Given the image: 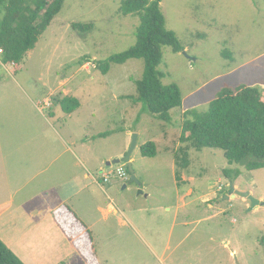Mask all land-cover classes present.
I'll return each mask as SVG.
<instances>
[{
	"label": "rangeland",
	"instance_id": "obj_1",
	"mask_svg": "<svg viewBox=\"0 0 264 264\" xmlns=\"http://www.w3.org/2000/svg\"><path fill=\"white\" fill-rule=\"evenodd\" d=\"M124 1L66 0L36 48L18 67L0 65V135H16L15 129L23 125H43L54 111L58 118L65 117L61 121L52 117L60 128L58 123L69 117L55 99L69 96L80 100L82 111L76 123L68 122L67 129L78 134L86 126V133L112 134L107 140H98L99 156L130 139L123 131L139 136L132 156L140 184L129 182L125 163L109 167L114 159L87 172H91L87 183L94 177L101 180L92 186L90 200L85 196L81 201L79 212L93 225L101 264H264V206L253 208L252 201L241 196L225 198L232 197V186L237 185L263 204L264 169L250 171L243 165H230L222 150L198 151L180 142L188 112L205 114L210 103L229 87L264 88V0H162L166 27L176 33L185 49L181 53L169 47L162 50L159 70L165 74L163 83L178 85L183 97L182 106L170 111L171 122L155 118L142 103L121 98L138 96L143 60L112 65L107 75L96 69L100 62L137 42L140 18L120 14ZM74 23L93 24L94 30L80 34L73 29ZM149 142L157 145L155 158L141 154V147ZM4 151L7 155V147ZM185 153L186 169L175 158L178 154L182 159ZM120 166L127 171L123 178L115 174ZM101 171L110 176L109 183L104 182ZM76 172L83 175L82 164ZM180 173L186 181L178 188L176 174ZM41 180L13 196L24 181L12 178L9 188L0 182V204L30 201L25 193L40 186ZM211 184H217L214 194L209 190ZM191 188L195 195L177 212L184 203L180 197ZM47 193L55 195L51 189ZM107 203L120 213L105 215L98 210ZM67 264L86 261L77 253Z\"/></svg>",
	"mask_w": 264,
	"mask_h": 264
},
{
	"label": "trees",
	"instance_id": "obj_2",
	"mask_svg": "<svg viewBox=\"0 0 264 264\" xmlns=\"http://www.w3.org/2000/svg\"><path fill=\"white\" fill-rule=\"evenodd\" d=\"M66 0H0V51L3 64L19 66L33 51L53 20L61 12ZM162 0H125L120 14L140 18L136 31L137 42L128 50L100 62L96 69L107 75L112 65H124L136 59L145 63L143 78L137 82V97H127L142 103L155 118L171 122L170 111L181 107L183 97L176 84L165 85V74L159 70L163 62V48L174 53L185 49L176 33L166 27L161 10ZM80 34L94 30L93 24L74 23ZM85 60H88L85 58ZM89 62V61H86ZM67 115L81 107L77 98L66 96L55 99ZM107 134H102L105 137ZM180 142L201 151L219 149L230 165L238 164L248 170L264 169V88L241 85L224 89L211 103L205 114L188 112L182 125ZM146 158L157 156V145L149 142L141 147ZM179 167L189 165L187 153L176 154ZM182 160V161H181ZM238 177L240 172L236 173ZM180 175V176H179ZM229 176V171H225ZM179 188L183 186L181 173L176 175ZM59 228L73 239L87 264H101L95 251V238L88 225L69 206L62 205L53 212ZM0 264H25L0 239Z\"/></svg>",
	"mask_w": 264,
	"mask_h": 264
},
{
	"label": "crops",
	"instance_id": "obj_3",
	"mask_svg": "<svg viewBox=\"0 0 264 264\" xmlns=\"http://www.w3.org/2000/svg\"><path fill=\"white\" fill-rule=\"evenodd\" d=\"M121 98L127 97L122 95ZM81 109L80 107L72 114H66L69 120H65L63 124L58 123L60 128L53 123L52 117L54 116V120L57 119L58 121L65 117L63 115L58 118L54 111L51 113L50 119L45 117L46 122L43 120L45 122L43 125L36 124L35 127L23 125V127H19L18 131L14 127L17 132L16 135H4V137L0 135V182L7 183L9 188V181L12 178L24 181L23 185L18 187L11 196L25 191L32 182L43 179L40 186L30 190L29 193H25L27 197L30 195V201H22L18 205L13 202L7 203V201L0 204V239L25 264H49L47 263L49 259L52 260L50 264H67L69 259L76 256L77 253L84 258L77 250L73 239L69 238L59 228L53 218V212L62 205H69L93 232V225L89 224L84 216H81L79 207L85 196H87V200H90L92 186L99 184L101 179L94 177V183L89 184L86 181L91 179V174H89L91 172H87L93 169L99 170L105 160L121 159L128 152L133 134L131 130L123 131L130 137L124 145L122 144L121 147L111 151L102 152L99 156V151H97L98 140H107L112 137V134L101 137L105 133L91 134L92 131L86 133L84 130L86 126L79 128L82 131L78 134L67 129L68 122L75 120L76 123L78 121L75 118L79 117ZM95 114L93 111L92 116L95 117ZM42 136L45 139H41ZM5 147H7V155L4 151ZM8 149L12 150L9 151ZM12 157L16 159L13 160ZM131 162L134 167L136 163L134 156L131 157ZM80 164L85 169L83 175H78L76 172ZM51 170H54L53 173ZM58 180H65L66 183ZM182 181H186L185 177H182ZM216 186L217 184H211L209 189L212 191L211 193L214 194ZM37 188L38 190L32 194L31 191ZM48 189L54 190L55 195L50 197V194L47 193ZM234 189L246 192L238 189L237 185L234 186ZM194 191L191 188L180 197L184 203L177 212L188 206L186 199L193 197ZM250 193L252 192L250 191ZM98 210L105 215H118L120 213V209L108 203L98 207ZM92 211H94L93 208ZM167 211L170 212L171 209L168 207ZM176 219H178L177 216ZM233 253L235 252L233 251ZM84 260L86 261L85 258Z\"/></svg>",
	"mask_w": 264,
	"mask_h": 264
},
{
	"label": "water",
	"instance_id": "obj_4",
	"mask_svg": "<svg viewBox=\"0 0 264 264\" xmlns=\"http://www.w3.org/2000/svg\"><path fill=\"white\" fill-rule=\"evenodd\" d=\"M133 136V139H132V144L130 146V149L128 150L127 154L121 158V159H114L112 161V163H108L109 167H111L112 165L111 164H120V163H125L126 166H127V169H128V173L130 175V183H137V184H140L139 183V180L137 179V177L135 176V170H134V167H133V164L131 162V157H132V154L133 152L136 150V148L138 147V141H139V136L137 134H134L132 135ZM143 192L140 191V194H142ZM231 193L233 194L232 195V198H235L236 195H239L241 197H244V198H247V199H250L252 201V207H257L259 205H263L264 206V203L262 204L261 201H259L258 199H255L252 194L250 192H241V191H237L234 189V187L232 186V189H231ZM226 199H229L231 197L229 196H225Z\"/></svg>",
	"mask_w": 264,
	"mask_h": 264
},
{
	"label": "built area",
	"instance_id": "obj_5",
	"mask_svg": "<svg viewBox=\"0 0 264 264\" xmlns=\"http://www.w3.org/2000/svg\"><path fill=\"white\" fill-rule=\"evenodd\" d=\"M2 53V51H0V54ZM0 65H3L2 59L0 60ZM103 173V172H102ZM115 174H117V177L119 178H123L127 175V171L125 169V166H120L117 171L115 172ZM114 175V174H113ZM103 180L104 182H109L110 181V176L109 175H105L103 173ZM219 189H222L221 187H219Z\"/></svg>",
	"mask_w": 264,
	"mask_h": 264
}]
</instances>
